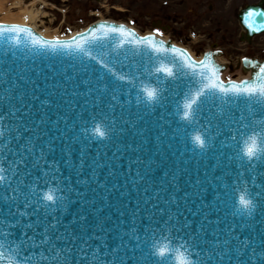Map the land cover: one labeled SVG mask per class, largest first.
<instances>
[{"label": "snow or ice", "instance_id": "1", "mask_svg": "<svg viewBox=\"0 0 264 264\" xmlns=\"http://www.w3.org/2000/svg\"><path fill=\"white\" fill-rule=\"evenodd\" d=\"M244 22L250 31H262L264 12L250 10ZM114 37H119L114 42V49L123 48L126 44L136 48L146 46L157 56L170 53L180 63H165L153 60L150 56L148 63L126 66L129 69L127 72L118 73L100 60V66L112 80L106 81L103 76H98L95 82L85 79L74 85L71 93L72 96L87 95L93 108L99 109L92 116L91 139L87 129L84 139L89 140V143L111 139L116 131V110L121 109L122 116L126 105H133V90L136 93L134 106L138 110L143 106L152 112L167 107L165 101L168 96L165 93L180 87L176 81H188L184 90L177 92L180 99L175 103L174 114L184 126L176 131L185 134L186 140L191 141L194 153L198 149L201 158L211 152L215 160L213 171L220 169L223 172V175L210 178L209 172L205 171L204 180L197 177L193 185L198 189L197 198L202 200L203 192L207 191L201 187L203 184L218 188L219 184L213 181H219L224 185L226 194L229 188L236 194L230 205L235 209L231 216L234 219L241 218L240 223L226 222L218 216L213 220L210 216L216 214L219 207L200 203L195 211L186 208L192 215L202 217L198 227H193L186 216L183 221L179 219L184 213L179 211L180 204L176 197L164 201L176 205L175 212L170 208L162 209L159 203L144 208L147 215L141 216L140 226L135 220L141 212L138 201L136 210L131 213L133 220L130 230L123 232L119 231V226L106 227V220L95 213L85 214L82 203L80 211L70 210V206L77 202L64 194L66 189L61 185L65 184V180L61 170L81 175L87 165L95 176V167L104 165L99 164L96 157L91 162L87 161L85 147L79 136L68 137L60 129H55L60 135L53 136V129L47 126L50 122L58 124L59 120L51 121L44 113L38 116V121L26 119L15 126L5 125L7 135L0 131V264H222L225 258L228 264H264V227L259 231L260 243L256 244L255 235H251L255 225L247 222L254 217L257 209L264 215V64L257 66L246 60L253 68L258 67L252 79L240 83L229 80L226 87L220 79V69L212 64L210 58L197 62L187 53L174 47L165 48L152 38L138 40L136 34L124 26L117 28L102 24L80 41L74 38L71 43L53 44L37 38L27 27L0 24V45L69 50L89 59L95 58L86 45ZM144 76H155V85L145 83L142 79ZM169 82L172 88H169ZM81 84L87 93L76 91ZM50 87L56 89L63 85L56 83ZM68 94V89L64 88L63 95ZM56 95L54 91L49 92V96ZM11 98L8 96L3 99ZM31 98L39 99L37 96ZM64 103L70 105L71 101L65 100ZM41 104L43 108L51 107L47 101ZM16 111L9 109L12 116L16 115ZM21 117L27 118L29 113H21ZM61 119L67 125V119ZM123 123L135 126L128 119H124ZM188 128L194 131L189 133ZM72 130L69 128V131ZM225 149H230L231 154ZM225 177L232 181L231 184L225 182ZM41 185L46 190L38 191ZM160 187L163 189L162 184ZM171 187L179 191L175 183ZM67 190L71 191L70 188ZM144 191L148 192V189ZM77 195L82 194L78 192ZM149 199L159 200L160 193ZM149 199L143 203L147 205ZM143 221H147V224ZM260 223L264 226V220ZM246 230L250 233L247 236L244 235Z\"/></svg>", "mask_w": 264, "mask_h": 264}, {"label": "water", "instance_id": "2", "mask_svg": "<svg viewBox=\"0 0 264 264\" xmlns=\"http://www.w3.org/2000/svg\"><path fill=\"white\" fill-rule=\"evenodd\" d=\"M102 24L120 27L112 23ZM102 24L93 26L87 33L77 35L75 39L80 41L83 37H88L93 30ZM32 33L40 38L33 31ZM149 38H152L157 44H162L165 48H173L172 45L165 44L153 36ZM136 39L143 38L136 35ZM118 40L119 37H114L108 41L86 45L95 59H89L81 53L69 50L57 49L52 51L51 49L14 48L7 44L0 45V117H2L0 119V131H4L7 135L8 129L2 126L3 124H21L26 119H36L38 121L39 115L47 113L51 121L59 120L58 124L53 125L50 122L47 126L53 129L51 133L53 136L60 135V132L55 131V129L66 132L68 137L79 136L85 147L87 161L91 162L92 158L96 157L98 163L104 165V167L94 166L95 176L92 174V169L88 168L87 165L81 175L69 174L62 169V178L65 180V184H62L61 187H65L64 194L67 197L77 202L70 206V210L80 211V204L82 203L85 214L91 212L101 219H105L106 227L116 228L119 226V231H129L133 220L131 213L136 210L138 201L140 202L141 212L135 217L137 226L142 223L141 216L147 215L143 209L151 208L153 203H159L162 209L170 208L175 212L176 205L164 202L172 197L177 198L180 204L179 211L184 213V216H180L179 219L183 221L186 216L189 224H192L193 227H198V221L202 217L192 215L186 211V208L190 207L195 211L196 206L200 203L214 204L219 207V211L210 216L211 219L215 220L218 216L226 222L240 223L241 218L234 219L231 216V212L235 210L230 207L233 203V197L236 195L235 193L231 192L229 198L225 199L220 193L212 197L209 194L213 189L206 188L208 190L203 192V199L197 198L198 189L193 187L196 184L197 174L200 175L201 180H204L205 171L209 172L210 178L212 177L211 173L215 176L223 175V172L220 169L213 171L215 160L212 158L213 154L211 152L206 157L201 158L198 149L194 153L191 141L186 140L185 134L176 131L177 128L184 126L183 122L179 121V118L174 114L175 103L180 99L177 92L183 91L184 85L188 81H176V84L180 87L175 91L165 93L168 96V100L165 101L167 107L157 108L152 112H148L143 106L139 110L134 106L136 93L133 90V105H126L122 116V110L119 108L116 110L115 115L118 117L116 131L112 134L111 139L102 142L93 140V147L84 140L85 129L92 128V116L99 109L93 108L92 103L88 102L87 95L72 96L71 93L73 86L80 84L85 79L95 82L98 76H103L106 81L112 80V77L100 66V60L108 63L118 73L121 71L127 72L129 69L126 66L148 63L150 56L153 60L165 63L173 61L177 64L180 63L179 59L173 57L170 53L157 56L146 46L136 48L133 45L126 44L123 48L114 49V42ZM72 41L73 39L59 43H71ZM206 58H210L212 64L219 68L221 73L222 67L214 62L213 55L206 54ZM245 61V65L253 69V74H251L253 77L258 67L253 68L251 64H247ZM242 70L243 72L247 71L244 68ZM21 76L24 77L23 80L20 79ZM69 77L73 79L69 80ZM142 79L147 84L155 85V76L150 78L144 76ZM33 81L36 83H33ZM56 83L63 85V87L56 89L50 87ZM137 83L139 84V81ZM224 85L228 86V84ZM168 86L169 88L173 87L171 82ZM64 88L68 89V95H63ZM53 91L57 95L54 97L49 96V92ZM76 91L87 93V89L82 84ZM8 96L12 98L10 100L3 99ZM21 96L23 100H21ZM32 96H37L39 99H32ZM65 100L71 101V104H65ZM42 101H47L51 107L43 108ZM82 105H86V107H82ZM103 106L102 104L101 107ZM9 109L12 111L19 109V111H16L15 116H12ZM105 111H107L106 108ZM21 113H29V117L22 118ZM161 114H163V119H161ZM62 117L67 119V125H65L64 119H61ZM99 119L100 117L97 116V120ZM124 119L134 122L135 126L133 127L131 123H123ZM69 128L73 130L69 131ZM193 131L192 128H188L189 133ZM25 135H31V133ZM89 138L91 139V134H89ZM225 151L231 154L230 149H225ZM136 161H142V163ZM227 171H231V169H227ZM137 172L140 173L139 176H137ZM174 175L175 180H173ZM224 179L226 183L231 184L232 181L228 177ZM84 181H87V183H84ZM217 182L221 187L224 186L219 181ZM173 183L176 184L179 191L171 187ZM161 184L163 189L160 187ZM203 185L206 186L207 183ZM51 186L55 187V184ZM69 188L71 191L67 190ZM145 188L148 189V192L144 191ZM249 188L251 189L250 184ZM164 189H167V191ZM41 190H46V188L41 185L38 191ZM78 192L82 195L78 196ZM157 192L160 193L159 200L149 199L154 197ZM186 195L187 199H185ZM217 196L220 197L219 200H217ZM145 199H149L147 205L143 203ZM156 218L159 219V216ZM261 220H264V215H261L260 209H257L254 217L247 221L249 224L255 225L254 229L251 230V235H255L256 244L260 243L259 231L264 227L260 223ZM143 223L146 225L147 221H143ZM185 231H191V229ZM237 234H239V230H237ZM249 234V230L244 233L245 236ZM180 235L183 236V232ZM221 235L223 236V233ZM125 239L127 240V237ZM100 254L104 255L103 252ZM106 259H110V257H106ZM222 264H228L227 258Z\"/></svg>", "mask_w": 264, "mask_h": 264}, {"label": "rangeland", "instance_id": "3", "mask_svg": "<svg viewBox=\"0 0 264 264\" xmlns=\"http://www.w3.org/2000/svg\"><path fill=\"white\" fill-rule=\"evenodd\" d=\"M9 1V3L13 5L17 0ZM25 1L26 6L31 5L36 1V6L39 7L42 3V9L47 13V17L44 18L41 28L43 30L49 29V31L56 35V37H63L84 29L91 22L99 19H110L130 24L141 33L146 34L153 31V24L157 22H155L156 19L153 18V16H149L150 13H158L157 5L162 8L164 1H167L170 2V10L175 11L173 6L175 5L174 1L176 0H101L99 2L87 0ZM151 1H155L154 5L156 8L154 5L152 8H148ZM146 2L148 3V7L143 6ZM5 5L6 9H8L9 5ZM176 8L178 9V7ZM20 9L21 8H14L11 9L10 12L15 15L20 11ZM145 9H147V11ZM176 12H179V10H176ZM4 15V12L0 13V18H3ZM194 34H196L195 31H193V35ZM162 35L173 39L174 42L192 50L197 54L210 47L209 42H199L198 39L200 37L198 38L196 35L193 37L188 35L183 39L175 37L172 32L169 33L162 31ZM234 66L237 68L236 63H234Z\"/></svg>", "mask_w": 264, "mask_h": 264}, {"label": "flooded vegetation", "instance_id": "4", "mask_svg": "<svg viewBox=\"0 0 264 264\" xmlns=\"http://www.w3.org/2000/svg\"><path fill=\"white\" fill-rule=\"evenodd\" d=\"M259 1L236 0L235 4H233L234 0L212 1L210 8L212 14L210 30L212 43L217 44L224 55L232 58L239 54L237 51L244 50L247 56L264 58V34L255 36L251 41L243 43L244 49L235 46L236 42L241 41L244 37V32L238 20L239 11Z\"/></svg>", "mask_w": 264, "mask_h": 264}, {"label": "bare ground", "instance_id": "5", "mask_svg": "<svg viewBox=\"0 0 264 264\" xmlns=\"http://www.w3.org/2000/svg\"><path fill=\"white\" fill-rule=\"evenodd\" d=\"M6 0H0V13L4 12V17L0 18V21H4V23H20L23 25H30L34 27L36 30H38L42 35L48 38H56V35L52 34L49 29L41 30L40 27L42 25V22L44 21V18L47 17V13L42 9V7L36 6V1L33 2L31 5L23 6L22 8V2L21 0H17L16 2V8H21L20 11L17 14H13L8 9H5V3ZM19 1V2H18ZM44 7V6H43ZM40 23V24H39ZM192 55H194L192 53ZM224 79L233 78V76H236L235 79L241 80V79H247L251 77V71H245L243 72L242 68H239L234 73H231L230 70H226L223 73Z\"/></svg>", "mask_w": 264, "mask_h": 264}]
</instances>
